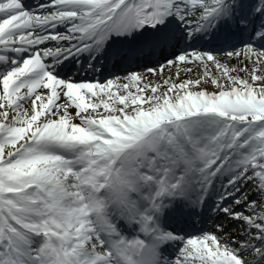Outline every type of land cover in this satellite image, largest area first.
Returning <instances> with one entry per match:
<instances>
[{"label": "snow or ice", "instance_id": "1", "mask_svg": "<svg viewBox=\"0 0 264 264\" xmlns=\"http://www.w3.org/2000/svg\"><path fill=\"white\" fill-rule=\"evenodd\" d=\"M0 264H264V0H0Z\"/></svg>", "mask_w": 264, "mask_h": 264}, {"label": "bare ground", "instance_id": "2", "mask_svg": "<svg viewBox=\"0 0 264 264\" xmlns=\"http://www.w3.org/2000/svg\"><path fill=\"white\" fill-rule=\"evenodd\" d=\"M213 72L215 69H211ZM200 76H204L205 81L209 79V77L206 75L205 69L202 66H198L195 63L192 64H181L178 67L173 66L166 68L161 75V73H156L155 75H148L145 74V83H159L160 88L164 89L167 87V85H164L162 80L164 78H170L175 82H179L180 80L184 79H196L199 78ZM207 85V83H205ZM211 85L209 84L207 88H210ZM130 91H135V88L130 89ZM145 94H148L147 90Z\"/></svg>", "mask_w": 264, "mask_h": 264}, {"label": "rangeland", "instance_id": "3", "mask_svg": "<svg viewBox=\"0 0 264 264\" xmlns=\"http://www.w3.org/2000/svg\"><path fill=\"white\" fill-rule=\"evenodd\" d=\"M208 85H209V84L204 85V86H205V87H208ZM208 89H209V90H212V86H211L210 88H208Z\"/></svg>", "mask_w": 264, "mask_h": 264}]
</instances>
